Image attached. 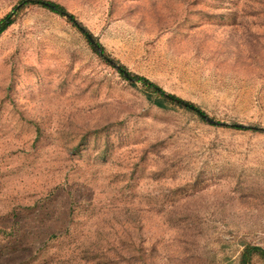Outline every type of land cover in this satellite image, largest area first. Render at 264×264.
<instances>
[{"label":"rangeland","instance_id":"1","mask_svg":"<svg viewBox=\"0 0 264 264\" xmlns=\"http://www.w3.org/2000/svg\"><path fill=\"white\" fill-rule=\"evenodd\" d=\"M44 1L223 126L156 108L63 18L23 9L0 35V264H238L264 249V0Z\"/></svg>","mask_w":264,"mask_h":264},{"label":"trees","instance_id":"2","mask_svg":"<svg viewBox=\"0 0 264 264\" xmlns=\"http://www.w3.org/2000/svg\"><path fill=\"white\" fill-rule=\"evenodd\" d=\"M30 6H38L48 10L49 12L63 18L71 27H73L86 41L87 45L95 56L101 60L106 65L110 66L114 71L124 80H126L130 85L135 86L139 84L145 98L150 101L156 108L165 110L168 106L177 107L183 109L184 111L195 115L201 122L207 123L205 116L201 111L189 102H184L181 99L175 97L172 94L164 92L159 86H157L152 81L127 72L126 68L119 64L115 59L109 57L103 47L99 44L97 39L93 37L86 29L83 27L73 15L68 13L65 8L57 3L44 1V0H19L17 5L12 8V10L6 13L0 18V35L5 32L17 19L18 14L23 11V9ZM206 117V116H205ZM214 125H219V123H214ZM230 127L237 130H254L247 129L246 127L240 125H231ZM256 256L262 264H264V249L253 246L244 247L240 254L238 264H250V258Z\"/></svg>","mask_w":264,"mask_h":264},{"label":"water","instance_id":"3","mask_svg":"<svg viewBox=\"0 0 264 264\" xmlns=\"http://www.w3.org/2000/svg\"><path fill=\"white\" fill-rule=\"evenodd\" d=\"M203 118L206 119V121L209 122V123H211V124L214 123L213 121L209 120V119H208L207 117H205V116H203ZM256 130L264 132V130H262V129H256Z\"/></svg>","mask_w":264,"mask_h":264}]
</instances>
